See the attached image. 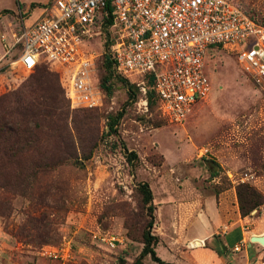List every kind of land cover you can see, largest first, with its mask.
I'll use <instances>...</instances> for the list:
<instances>
[{
    "label": "rangeland",
    "instance_id": "obj_1",
    "mask_svg": "<svg viewBox=\"0 0 264 264\" xmlns=\"http://www.w3.org/2000/svg\"><path fill=\"white\" fill-rule=\"evenodd\" d=\"M19 1L36 6L0 0L1 26L28 22L30 11L49 0ZM227 1L264 26V0ZM103 57L97 109H71L61 75L50 67L0 71V264H56L46 253L64 243L71 247L69 264H133L146 233L156 243L160 233L179 237L200 221L206 197L228 190L236 202L238 184L263 197L243 226L253 229L252 238L264 236V95L234 54L206 53L210 92L180 123H170L152 98L142 107L136 87L126 80L128 92ZM35 163L47 168L33 174ZM141 185L150 191L149 203ZM157 204L176 210L167 228L156 225ZM94 233L117 242L110 248L93 240ZM216 237L212 247L229 260ZM225 251L246 254L244 264H264V243L246 238ZM141 264L153 263L146 255Z\"/></svg>",
    "mask_w": 264,
    "mask_h": 264
},
{
    "label": "built area",
    "instance_id": "obj_2",
    "mask_svg": "<svg viewBox=\"0 0 264 264\" xmlns=\"http://www.w3.org/2000/svg\"><path fill=\"white\" fill-rule=\"evenodd\" d=\"M39 9L30 23L0 25V71L52 68L61 75L71 109L101 106L97 60L102 55L113 77L136 87L144 108L151 91L170 123L182 122L209 94L204 58L211 49L234 54L264 95V26L227 0H49ZM91 237L110 248L117 242L99 233ZM70 253L64 243L46 256L69 264Z\"/></svg>",
    "mask_w": 264,
    "mask_h": 264
},
{
    "label": "crops",
    "instance_id": "obj_3",
    "mask_svg": "<svg viewBox=\"0 0 264 264\" xmlns=\"http://www.w3.org/2000/svg\"><path fill=\"white\" fill-rule=\"evenodd\" d=\"M19 3L23 5L24 8H27L31 2L27 1L24 3L19 1ZM36 3L41 4L43 1ZM35 11L38 12L35 18L38 17L41 12L40 9H32L27 19L28 22L26 23H30L35 19L30 21ZM227 194L230 195L228 190L220 192L217 196L213 195L206 197L204 212L200 221H196V223L191 224L187 230H183V233L178 235L179 237L171 236V234L167 237L160 233L157 236L158 241L153 248L155 254L162 261L170 264H244L248 257L246 254L244 255L243 252L235 254L230 253L228 256L227 253H225L226 257H230L228 260L227 258L224 259L225 257L223 256H219L211 245L215 236L218 235L219 237H216V239H218L217 243H221L224 248L226 247L230 251L235 244L246 238L247 241H249L250 238L254 236V234L251 233L253 229L249 231L243 226L245 221L251 220V218L246 216L241 217L235 200H233L232 203L231 195L228 199L227 196L229 195ZM157 201H159V199ZM227 202L229 208L226 206ZM164 205L165 204H157V208L155 209V222L159 229L161 227L167 228L169 225H172L173 221H176L177 213L174 207H164ZM181 242L182 244H187V250L178 246ZM190 243L195 247H189L188 245ZM196 244L199 245L196 247ZM246 246H248V244H246ZM248 248H250V246ZM158 250L161 254H159ZM148 260L150 261L149 257Z\"/></svg>",
    "mask_w": 264,
    "mask_h": 264
},
{
    "label": "trees",
    "instance_id": "obj_4",
    "mask_svg": "<svg viewBox=\"0 0 264 264\" xmlns=\"http://www.w3.org/2000/svg\"><path fill=\"white\" fill-rule=\"evenodd\" d=\"M15 6L16 7L20 6L18 0H15ZM29 6L33 8L36 5L30 4ZM2 12H7V10H2ZM103 63H104L103 66L107 67L108 69L111 68V63L108 61L106 57H103L102 64ZM111 76H112V73H111ZM120 80H123L124 85L127 86V91L130 92L132 88L131 85H128L125 79H120ZM150 98L154 99L153 93L151 91H147L146 99H150ZM108 127H109V130H111L112 123L109 124ZM45 168H47L45 164L37 165V163H35V169L33 170V174H36L38 172H44ZM141 189H142V193L145 198V203H149L151 201L150 191L148 190L146 185H141ZM235 197H236L237 209L241 217H245L246 215H248L250 211L256 209L259 205L263 203V197L258 192H256L254 188L246 184H238L235 187ZM155 243H156V237L153 238L149 235V233H146L145 236L143 237L142 250L140 253V257L133 264H141V257L146 256V255L149 257L150 261L155 264H170L168 262L162 261L155 254L154 249H153Z\"/></svg>",
    "mask_w": 264,
    "mask_h": 264
},
{
    "label": "water",
    "instance_id": "obj_5",
    "mask_svg": "<svg viewBox=\"0 0 264 264\" xmlns=\"http://www.w3.org/2000/svg\"><path fill=\"white\" fill-rule=\"evenodd\" d=\"M250 241H257V242H259V243H264V236H262V237H258V238H250ZM219 247H220V249L222 250V251H224L225 253H228V251H225V248H224V246L221 244V243H219Z\"/></svg>",
    "mask_w": 264,
    "mask_h": 264
}]
</instances>
